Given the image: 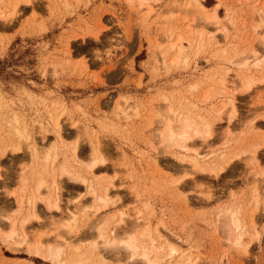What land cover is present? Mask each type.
<instances>
[{"label": "rangeland", "instance_id": "1", "mask_svg": "<svg viewBox=\"0 0 264 264\" xmlns=\"http://www.w3.org/2000/svg\"><path fill=\"white\" fill-rule=\"evenodd\" d=\"M15 1L19 0H0V14L11 13ZM199 1L210 9L217 6L221 20L210 24L189 0H152V12L149 5L140 6V0H32L21 1L11 18L0 17V264H58L30 253L27 244L16 246L1 235L8 229L7 216L21 219L26 214L27 196L36 178L33 169L39 163L28 158L26 148L14 152L7 147L2 153L15 139L10 123L16 115L41 149L57 144L60 158L70 160L74 168L89 161L90 145L99 141L105 162L96 173L103 181L115 183L113 191H117L119 202L92 221L97 223L119 208L124 213L119 226L124 229L131 224L130 228L136 222L133 214L137 207L145 216V204L149 203L154 212L150 223L166 240L178 243L180 251L192 256L195 264H264V145L254 164L245 153L215 176L196 172L188 161L180 163L175 149H165L155 137L160 132L157 125L162 127L157 124L160 115L171 104L211 118L212 138L190 142L196 143L190 146H198L200 152L228 149L226 138L237 139L232 142L237 149H250L264 136V80L247 91H235L231 84L238 80V74L251 73L256 79H264V69L239 68L221 52L235 46L243 55L254 48L264 55V15L260 14L264 0ZM224 27L228 36L221 31ZM200 29L204 31L201 52ZM179 36L185 53L174 62L179 53L171 43ZM227 69L230 71L225 75ZM223 74L227 85L221 83ZM231 93L236 96L233 117L228 104ZM163 97L169 101H162ZM121 107L128 108L126 113L119 112ZM57 115L61 116L63 138L50 124ZM42 127L48 132L43 133ZM76 141L79 157L74 159L70 145ZM148 153L157 157L159 169ZM24 168L27 176L32 172L33 180L30 178L29 188L22 193L20 175ZM181 177L180 192L187 200L170 185L172 179ZM59 179L63 181L58 190L60 209L51 210L38 201L36 209L41 218L25 228L30 240L41 236L53 241L61 228L59 220L68 218V211L77 205L79 208L92 200L81 183L69 177ZM253 184H259L263 192L258 209L253 211L255 228L263 231L255 237L250 226L243 240L250 245L249 252L244 254L226 239L214 210L223 201L230 205L237 198L243 199L249 218L257 205L247 194ZM19 193L24 195L21 211L16 197ZM92 221L80 224V235L94 232ZM17 227L21 228L19 224ZM122 253L117 257L123 258Z\"/></svg>", "mask_w": 264, "mask_h": 264}, {"label": "bare ground", "instance_id": "2", "mask_svg": "<svg viewBox=\"0 0 264 264\" xmlns=\"http://www.w3.org/2000/svg\"><path fill=\"white\" fill-rule=\"evenodd\" d=\"M21 1H27L30 3L32 0H19L17 2L15 1L16 3L14 6V10L13 11L11 10L12 12L9 13L8 15H5V13L0 14V17L11 18L15 13L18 12L17 7L19 6V3ZM151 1L152 0H140V6L149 5L150 7L149 12H152L153 7L151 5ZM189 4L196 6L200 10V14L206 20H208L210 24L218 23L221 20V17L218 14L217 6L210 9L209 7L202 4L199 0H189ZM189 4L188 6H190ZM261 9H262L261 13L260 12L259 13L261 15L262 14L264 15V5L263 8ZM192 22L193 21H191V23ZM232 22L233 20L231 21V23ZM187 27L189 29L192 28L190 23ZM203 30L205 31V29ZM203 30L199 31L200 38L198 39L200 41L198 42V49L199 47L200 49H203L202 48L204 41ZM221 31L226 33V35L228 34L227 27L222 28ZM169 35L170 37L171 36L173 37V34H169ZM227 36H225V38H227ZM211 38H213L212 35ZM182 39L183 38L179 36L176 40H174L171 43V48H178V53H179L176 55L174 60H172L174 62L176 60H179V56L181 55L182 52H184V47L183 45L180 44L182 42ZM234 47L230 48L229 50L222 48L223 50L221 51L223 52L222 54L228 56L226 57V59L230 64H234L239 68H244V69L249 68V70H251L253 66L258 69L259 68L264 69V55L261 53L263 51L259 52V50L257 51L255 50L256 48H254L251 49L250 51L245 50L246 53L244 51L245 54L243 55V53L241 52L242 50L239 51L238 49H236V47L235 48ZM201 51L202 50H200V52ZM162 53L163 55H165L166 52H162ZM250 66L252 67L250 68ZM229 71L230 69H227V72L226 73L224 72L225 75ZM256 77L254 74L252 75L251 73L244 74V76L242 75V77L238 74V80L233 79L231 81V84L233 85L235 91L238 88H240L241 91H247L250 90L258 81L260 82L264 80V79L260 80L258 78L256 79ZM221 83L223 85H227L228 82L226 80V76L221 78ZM197 84L198 83H196L195 88L198 87ZM208 98L209 97H207V99ZM162 99H163L162 101L164 102L169 101L167 97H163ZM235 100H236L235 93L234 94L231 93L228 101V104L230 105V109H231L230 111L231 117H233L236 114ZM171 105L170 106L167 105L168 110L166 112L165 111L162 112V114L160 115V119L158 120L157 124H162V127L161 125H157L156 129L160 132L158 133L156 132L157 134L155 135V137L161 141L162 147H164L165 149H169V148L175 149V153L178 154L177 157L179 158L180 163L184 161H188L191 163L194 169H196V172L198 171H201V173L209 172L215 176H220L221 172H223L228 166H230L236 159H240V157L243 156L245 153L250 154V155L248 154L249 162L251 161L254 164L255 162L258 161V154H259L258 152L260 148H262L264 145V136H262L260 142L258 143L256 142L255 145H253L254 144L253 143L252 144L253 147L251 145L252 148L250 149H237L236 147H233L237 139L227 140L226 138L227 143L224 142V145L230 144L227 147L228 149H225L217 153L213 151L200 152L197 148L198 146L195 147L196 143H194L195 142L194 139L201 138V140L203 139V141L208 142L207 139H209L213 135L212 132L214 125L210 120L211 118L207 119L205 115L202 114L195 115L190 111L186 110V107L184 108L181 105L176 106L177 108ZM127 109L128 108H126V110ZM126 110L125 107L124 108L121 107V110L119 109V112L121 111L120 113L122 112L126 113ZM210 113L211 112H209V114ZM230 115H229V120L231 121L232 119ZM220 117L221 116L219 114L218 118ZM19 118L20 117L16 115L12 119L13 121L10 120L12 121L10 123L11 133L15 137L14 139L15 141L13 140L12 143L9 142L10 145L9 146L6 145V148L4 147L3 149L4 151L2 153L3 155L4 153H6L7 147H10V149H12V151L14 152L26 148L28 152V158H30V160L33 161L34 163H36L37 161L39 163L38 166L36 163L33 169L34 171L32 170L33 172L36 171L35 174L36 178L34 179L33 187H31L32 189H29L30 196L29 197L27 196L29 208H26L25 210L26 214L21 219H18V217L7 216L8 225L6 227H8V229L4 231L3 234H1L3 239L16 246L27 244V249L30 253L40 255L58 264H132L133 261H137V263L139 264H195L196 260H193L192 256H190L189 254L187 255L185 251L183 252L180 251L181 247L178 246V243L176 244V242L174 241L171 242L170 240L168 241V239L166 240V238H164V236L160 232L159 228L154 227L150 223L149 221L150 216L153 215L154 212L152 210L150 211L149 203L145 204V209L148 211V212L146 211L147 214L145 213V216L142 215L143 211L138 210L139 209L138 207L137 209L135 208L136 210L135 213L133 214L134 217L132 215L134 221L133 220L132 221L133 223L135 221L136 222L134 224L132 223L133 226H131L130 228L129 226L131 224L128 226V228H124V229L122 226L121 227L119 226L124 218L123 216L124 213L119 208L117 209L115 208L114 211L108 213L103 219L99 218L98 220L99 222L97 223L95 222V220L98 219L96 218V216L99 213L102 215V213H104V210H106L108 206L112 204L113 205L118 204L119 202V200H117V197H119L117 191H113V189L116 188L115 187L116 185H114L115 183L113 184V181L108 182L106 181V179L103 181L102 179L103 177L97 175L96 173L98 172L96 170L100 169L99 168L100 164L105 162L104 156H102V154L100 153V149H99L100 146L98 143L99 141L98 142L91 141L92 144L90 146H92L91 147L92 151L89 161L85 164L83 163L84 165H82V167L74 168V166L70 163V160H68L67 158L64 159L60 158L61 156L60 154L62 152H60L61 148L59 149V146L57 144L56 145L54 143L49 144L48 146H46L45 149L44 148L41 149L42 147L40 148L38 146L37 141L31 137V134L27 126L21 123L22 120L20 121ZM60 118L61 116L59 115L52 117V121L50 122V124L53 126L54 130L57 131L58 136L60 138H63L61 134L62 125L60 123ZM229 126L227 124L226 128H228ZM46 129L47 128H44L41 131L43 133H47L48 130ZM192 140L194 142L191 144L190 142H192ZM77 141L72 145H70L72 148L71 149L72 157L74 159H77L79 157L77 151L78 150ZM232 142H234V144H232ZM64 144L66 145V143ZM190 144L191 146L192 145L195 146L191 147ZM210 147L211 145H209V148ZM204 151L206 150L204 149ZM190 152H192V154H189ZM149 157L154 163L155 167L159 169L160 165L157 157L152 158L151 154H149ZM206 160H210V161L207 162ZM0 168H1V159H0ZM0 176H1V170H0ZM66 176L72 178L73 180L81 183L84 186V188L91 194L92 197L91 198L92 200H90L91 202H89V204L87 203L88 206L86 205V203H84L85 206L84 204H81L82 207L79 205V208L77 205V208L75 207L74 210L68 211L67 213L68 218L65 217L67 219L63 217V220H59L61 221L60 223L61 228L60 230L57 229L58 231L56 232V238L53 241L52 240L45 241L42 239L41 236H39L38 239L34 241L33 239L30 240L27 233L25 232V228L27 224L32 223L33 221L41 218L36 209L38 201L41 200L44 203H46V206L51 210L60 209L59 207L60 199H59L58 190L60 189V183H62L63 181L60 182L61 180L59 179V177L68 178ZM20 177L22 182L21 191L22 193H25L26 190L29 188L30 178H32L33 180V175L31 172V177H29V175L27 176L24 168L23 171H21ZM181 179L182 177L179 179L174 178L170 181V185L173 187L174 190L176 189L175 191H177V193L178 192L180 193L179 195L183 193L182 191H181L182 193L180 192L181 188L179 186V181L181 182ZM258 185L259 184H253V188L250 186V191L249 192L247 191L248 196L251 197L253 201L257 204L256 206L255 204H253L255 207L252 209V212H250L251 215H249L250 216L249 218H248V214L246 213V211L248 210H245L243 205L244 203H242L245 201V200L242 201L243 199L237 198L230 205L224 203L223 201L214 210L215 214L217 215V221L218 223L220 222L219 225L221 224L220 226L219 225L218 226L220 227L224 236L227 237L226 239L227 240L230 239L231 241H233L237 246L240 247V249H242L241 251H243L244 254L249 252L250 245L247 242L244 243L243 240L245 235L247 233H250L249 232L250 226L252 229H254L252 235H255V237H260L263 231V230L262 231L257 230L255 228L256 222H254L253 211H256V209H258V205L260 203V197L262 196L261 194L263 193V192L261 193V191L259 190L260 187ZM171 186L170 188H172ZM249 193L251 194V196ZM209 195L211 196L212 194ZM244 195L245 194H243V196ZM182 196L184 199L187 200L186 195L182 194ZM230 196L234 198L235 194L232 192ZM16 197H18L17 203L19 205V210L21 211L22 205L24 204V195L20 194L19 196ZM24 212L22 211V213ZM19 214H21V212ZM103 216H101V218ZM92 217L96 219L92 221L93 220ZM87 221L88 223L92 221L93 224L91 225L93 226L90 225V227L94 229V232L92 234H89V236L85 235V233L84 234L82 233L80 235L79 233L82 230L80 228V224L81 225L82 223L87 224ZM17 224H19V226L22 228L23 231H21V228L19 229L17 227ZM160 224H164V223L160 222ZM121 228L122 231L120 230ZM74 236L76 238H74ZM121 251L125 253V254L122 253L124 254L123 258L117 257V254L119 252L121 253ZM28 264H36V263L30 261L28 262Z\"/></svg>", "mask_w": 264, "mask_h": 264}]
</instances>
